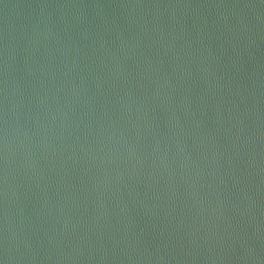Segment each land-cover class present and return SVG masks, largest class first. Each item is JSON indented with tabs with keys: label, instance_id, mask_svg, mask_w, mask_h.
<instances>
[{
	"label": "water",
	"instance_id": "1",
	"mask_svg": "<svg viewBox=\"0 0 264 264\" xmlns=\"http://www.w3.org/2000/svg\"><path fill=\"white\" fill-rule=\"evenodd\" d=\"M0 213L264 214V0H0Z\"/></svg>",
	"mask_w": 264,
	"mask_h": 264
}]
</instances>
